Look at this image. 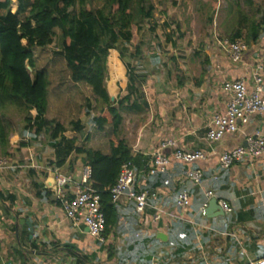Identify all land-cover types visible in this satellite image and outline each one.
<instances>
[{"label": "crops", "instance_id": "0c3cea01", "mask_svg": "<svg viewBox=\"0 0 264 264\" xmlns=\"http://www.w3.org/2000/svg\"><path fill=\"white\" fill-rule=\"evenodd\" d=\"M223 39L214 37L213 48L204 51L205 67L196 78L182 81L178 75L173 76V91L158 93L150 78L144 84H135L143 99L138 101L139 109L131 110L124 104L120 126L121 138L131 155L147 159L144 168L148 169L156 148L165 141L174 145L163 151L169 159L163 172L149 175L141 165L132 164L138 175L135 190L146 194L148 207L143 216H137L133 202L121 198L114 203L117 221L103 232L102 242L91 238L82 223L69 221L60 198L45 185L50 173L70 175L79 182L86 155L71 154L57 168L44 128L35 132L23 121V115L11 108L0 114V156L8 161V169L0 172V264H251L264 255V157L218 171L222 152L244 145L245 137L253 132L264 134V115L250 117L237 133L218 142L205 141L209 120L223 114L229 100L222 91L223 83L244 79L251 90L254 68L264 66V26L259 40L247 46L236 64L219 46ZM114 52L123 77L111 83L109 53V82L107 78L105 82L109 97L114 98L112 104L122 98L119 94H125L127 86V70ZM150 58L153 68L161 64L157 53H151ZM128 61L131 75L135 74ZM117 73L113 70L111 74ZM121 81L116 96V85ZM261 97L264 99V81ZM152 109L153 118L147 119ZM141 113L145 116L143 127L139 125L143 121ZM29 117L33 120L35 113L31 111ZM132 120L136 128L129 126ZM80 134L69 128L63 136L75 138V147L80 148ZM176 151L202 152L206 159L189 165L178 163L171 157ZM194 169L202 171L200 185L185 178ZM68 190L70 194L72 188ZM207 191L214 199L225 201L231 213L202 217L201 208H207L212 200L205 197ZM182 192L189 197L186 208L176 204ZM157 209L162 216L153 221Z\"/></svg>", "mask_w": 264, "mask_h": 264}, {"label": "trees", "instance_id": "16d2710c", "mask_svg": "<svg viewBox=\"0 0 264 264\" xmlns=\"http://www.w3.org/2000/svg\"><path fill=\"white\" fill-rule=\"evenodd\" d=\"M95 1L16 0L17 7L13 13L11 0H0V114L11 108L23 115V121L35 132L44 128L49 133L50 144L54 149V166L57 168L63 166L71 154L86 155L83 163L90 167V187L100 197L105 234L117 221L109 190L115 185L121 166L130 162L141 165L140 169H143L148 161L131 155V150L121 138L120 126L124 104H129L131 110L139 109L138 101L143 99L131 75L129 57L126 58L124 54L133 50V56L139 55L136 46L138 33L141 24L153 18L154 8L150 0H102L100 8L93 7ZM222 1L226 13L225 23L231 25L230 31L224 32L225 38L230 41L241 40L246 46L256 43L264 26L261 9H255L252 0ZM242 6L248 7L251 12L245 13ZM214 12L212 8L211 17ZM261 15L262 19L257 20V16ZM57 31L61 50L53 56L64 62L66 76H63L64 73L62 76L56 74L55 90L52 85L54 75L50 76L45 68H38L42 65L37 64L35 50L48 48ZM176 33L182 36L178 28ZM165 40L171 43L169 35ZM108 50L119 53V59L127 70L125 95L114 104L110 102L105 82ZM119 64L116 53L111 51L108 59L110 73ZM27 66L32 73L26 69ZM111 78L112 81L116 80ZM81 85L92 98L91 101L85 99L82 108L89 113L92 109L96 110V117L92 119L96 134L108 130L106 150L95 147L94 144L98 143L89 133L85 135L80 148L75 147V138L66 139L63 136L68 128L77 133L84 131L81 121L73 118L76 111L81 110L80 104H77V110L75 107L70 109L72 120L59 122L55 118H47L52 94L60 101L63 95L61 90L64 89V96L68 100V91ZM67 102L69 106L71 100ZM31 111L35 113L33 120L29 117ZM70 111L65 113L67 118L71 115ZM148 170L149 167L144 168L145 173Z\"/></svg>", "mask_w": 264, "mask_h": 264}, {"label": "rangeland", "instance_id": "374dc122", "mask_svg": "<svg viewBox=\"0 0 264 264\" xmlns=\"http://www.w3.org/2000/svg\"><path fill=\"white\" fill-rule=\"evenodd\" d=\"M252 2L255 9H261L262 13H264V0H252ZM149 3L153 6L154 13L150 22H143V24H141V31L138 33V43L136 44L140 53L138 56H133L132 50L125 52L124 56L126 58L129 57L131 66L135 70V74H132V76L136 81V86L140 85V83L144 84L147 78L148 80L150 78L155 82L156 91L158 93H168L173 91L174 75H178L182 81H187V77L196 78L201 73V70L205 67L202 64L204 51L213 48V43H215L214 37L221 36L225 38L224 32H229L231 25L225 23L226 13L222 0H150ZM102 5V0H96L93 7L100 8ZM16 6L17 2L13 0L11 4V11L13 13L16 11ZM212 8L215 9V12L211 17ZM242 8L245 13L251 12L246 6H242ZM262 15L257 16V20L262 19ZM176 28L179 29V33H181L182 36L179 37L177 35ZM167 35L171 37V43L166 42L165 38ZM60 50L61 41L58 31L55 34L52 44L48 48L42 51L35 50L37 64L42 65L38 68H45L50 76H52V74L54 75L52 83L54 88L57 82L56 74H61L62 76L64 73L63 76H66L64 62L53 56L55 52ZM111 51L115 50H108L107 57ZM151 53H157L161 62L159 66L154 68L150 64ZM193 53H199V55L194 56ZM119 65L120 66L114 69V71L118 72L116 75L110 73L111 66H109L108 71L110 78L113 77L116 80L122 79L123 70L121 64ZM177 67L178 69H176ZM106 78L107 82H109L108 75H106ZM142 79L143 81H141ZM112 80L111 78V83H114L115 81ZM121 83L122 81L119 83L117 82L116 96L119 94L120 87L123 84ZM63 88H66V86ZM53 92L54 91L51 93ZM64 92V89L61 90L63 95L60 96V101L55 94L50 96L47 118H55L59 122L72 120L70 118L73 117V115L70 109L75 107L77 110V104H80L81 110L76 111L77 113H75V117L73 118H77L81 121L84 126V131L77 136L83 140L85 135L89 133L94 136V140L98 143L96 145L94 144V146L102 151L106 150V136L108 130L106 129L102 134H96V129L92 123V119L96 117V110L92 109L89 113L82 108L85 99H89V101L92 100L89 91L82 85L76 86L68 91V93H70L68 100L64 96ZM115 95L114 97H116ZM124 95L123 92L121 95L119 94L122 98ZM70 100L71 103L69 102L70 104L67 106V101ZM64 107H67L70 111L71 115L69 118H67L65 114L68 110ZM152 114L153 109L149 112L147 119L153 118ZM140 115L143 121L139 125L143 127V125H145V116L143 113ZM134 121L135 120L130 121L129 126L131 128H136L137 123H134ZM155 124L158 125V121Z\"/></svg>", "mask_w": 264, "mask_h": 264}, {"label": "built area", "instance_id": "2783aa9c", "mask_svg": "<svg viewBox=\"0 0 264 264\" xmlns=\"http://www.w3.org/2000/svg\"><path fill=\"white\" fill-rule=\"evenodd\" d=\"M219 46L228 60L234 64L240 62L242 55L247 50V46L241 40L223 39L219 41ZM251 80V90H248L244 79L223 83L222 91L228 96L229 100L224 113L213 115L209 120L205 134L207 143L212 144L222 140L227 135L237 133L239 127L246 125L250 117L254 115H264V99L261 97L264 81L263 65H257L254 68ZM173 145L172 141H165L152 152L151 166L148 170L149 175L163 172L168 167L169 159L163 154V151L173 147ZM171 157L174 161L186 165L206 159L202 152L185 153L176 151L172 153ZM261 157H264V134L256 131L245 137L244 145L226 150L219 155L218 171H226L239 162ZM7 169V159L0 156V172ZM215 176L214 179H216ZM90 177L91 169L86 165L81 169L79 182H75L70 175L54 173L56 190L53 193L63 203L65 217L74 224L82 223L91 238L102 242L105 219L100 210L99 194L90 187ZM185 178L193 185H200L203 174L199 169L189 170ZM137 181L138 175L133 170L132 164L126 162L121 166L116 183L110 188L109 193L113 204L121 198L127 202H133L135 214L143 216L148 204L146 194L135 190ZM71 188L72 192L69 194L68 189ZM205 197L214 199L211 191H207ZM216 201L222 213H231V209L225 201ZM176 204L178 207L186 208L189 205L188 195L185 192L178 194ZM205 208L206 206H203L200 210L202 217H205ZM161 216L162 212L157 209L153 221H158ZM251 264H264V255Z\"/></svg>", "mask_w": 264, "mask_h": 264}, {"label": "water", "instance_id": "95a60500", "mask_svg": "<svg viewBox=\"0 0 264 264\" xmlns=\"http://www.w3.org/2000/svg\"><path fill=\"white\" fill-rule=\"evenodd\" d=\"M26 69L29 71V73H32L31 69L28 66L26 67ZM113 101H114V98L110 97V102L112 103ZM45 185L51 191H55L56 190L55 181H54V173H50L49 177L47 178V181H46ZM215 214H217L218 216H222L223 215L222 211L220 210V208L217 205V201L215 199H212L209 202L207 208L205 209V217L215 216ZM159 238L161 239L162 236L159 235Z\"/></svg>", "mask_w": 264, "mask_h": 264}]
</instances>
